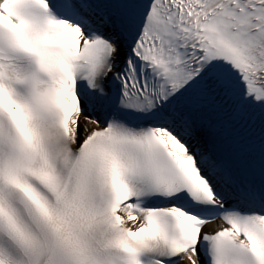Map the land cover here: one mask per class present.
<instances>
[{"label": "snow or ice", "instance_id": "snow-or-ice-1", "mask_svg": "<svg viewBox=\"0 0 264 264\" xmlns=\"http://www.w3.org/2000/svg\"><path fill=\"white\" fill-rule=\"evenodd\" d=\"M0 264H264V0H0Z\"/></svg>", "mask_w": 264, "mask_h": 264}]
</instances>
